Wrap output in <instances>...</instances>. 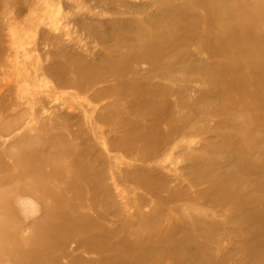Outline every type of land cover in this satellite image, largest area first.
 Masks as SVG:
<instances>
[{
    "label": "bare ground",
    "instance_id": "bare-ground-1",
    "mask_svg": "<svg viewBox=\"0 0 264 264\" xmlns=\"http://www.w3.org/2000/svg\"><path fill=\"white\" fill-rule=\"evenodd\" d=\"M184 1L155 0L156 9L146 19L148 30L131 21L114 22L102 35L117 48L112 58L89 61L59 44L62 39L57 42V37H51L56 47L47 52L48 63L41 68L44 76L57 88L85 93L94 102L106 95L114 97L109 103L86 108L82 118L73 107L65 106L69 95L50 98V94H39L33 107L26 104L19 118H27L34 110L28 118L39 125L38 133L28 138L42 139L52 154L24 147L12 156L18 168L10 171L3 162L6 153L0 150V170L7 172L0 175V189L4 191L14 180L36 177L29 189L19 187L18 192L20 197H32L43 210L39 220H18L12 199L6 200L8 196L2 194L0 264L7 260L13 264H249L248 257L255 264L264 262L263 175L251 181L254 187L248 195L240 193L239 186L229 187V173L204 169L207 161L199 158L195 147H188L184 154V172L173 169L165 174L160 167L149 165L163 151L183 149L174 139L197 130H187L185 125L196 115L209 117L215 112L213 106L211 110L199 104L222 91L243 89L239 73L246 68L257 84L255 92L245 97V103L252 104L230 102L222 108H229L227 113L233 118L241 117L243 111L264 114V0ZM33 5V0H0V14L12 8L17 17ZM2 32L0 25V76L9 73L11 79L13 70L7 71L11 60L8 55L3 58L10 46L3 45ZM234 50L238 54L231 56ZM229 73L231 77H227ZM31 75L35 77L36 72ZM258 76L263 77L259 78L262 83ZM108 81L110 87L98 86ZM191 84L206 89L197 90L192 98ZM20 85L0 93V107L6 110L11 94L13 106L18 107ZM256 95L261 101H255ZM36 104L40 106L34 109ZM44 109L50 112L41 117L39 110ZM180 109H188L190 114L178 116ZM90 119L113 124L122 133L110 142L106 161L89 151L85 128ZM162 124L167 126L164 132ZM260 126L264 129L263 122ZM238 129L247 138L253 135L250 126L238 125ZM91 133L96 132L91 128ZM256 147L257 143H249L247 155ZM109 153H120L128 162L118 166ZM261 153L264 144L259 148L261 164H246V173L262 166ZM204 183L207 186L195 191ZM116 185H132L149 202L134 193L132 198L142 202L133 210L120 209L117 198H123ZM199 198L204 202L197 203L217 209L214 212L221 219L190 206ZM180 201H188L186 209L194 211L174 216L183 207L182 203V207L176 205ZM143 207L150 211L142 213Z\"/></svg>",
    "mask_w": 264,
    "mask_h": 264
},
{
    "label": "rangeland",
    "instance_id": "rangeland-1",
    "mask_svg": "<svg viewBox=\"0 0 264 264\" xmlns=\"http://www.w3.org/2000/svg\"><path fill=\"white\" fill-rule=\"evenodd\" d=\"M33 2L34 5L30 11L17 17L11 11L13 10L12 8H9V10L6 9L5 13L0 14V25L1 30L3 31V45L10 46L9 49L7 48L5 50L3 58L8 55L9 60H11V65L8 67L7 71L9 72L13 70L14 72L11 79L9 73L8 75L6 73L0 76V93L4 95L3 93H6L8 88H10L9 86L21 84L23 87L22 92L17 91L20 99L17 108L13 106L14 95L12 94L9 96L10 101L7 103L8 107L6 110L0 107V150L6 153L3 157V162L10 169V171H16L18 168L12 160V156L19 154L24 147L26 149L36 151V153L39 151H45V154L47 155L49 153L52 154V148L50 145H42V139L37 140L28 138L30 136H35L38 133V122L29 121V118H31L32 115L31 113L34 110L29 112L27 118L25 116H23V118H19V116L23 114L26 104L33 107L32 103L34 102V98L38 97L39 94H50V98H60L69 95V98L64 102L65 106L70 105L73 107L74 113L81 118L86 108L92 109L101 104H106L114 97L106 95L99 101L94 102L89 97L87 98L85 93H79L73 89L57 88L51 78L44 76V74L41 73V68L46 67V64L48 63L47 52L49 53L50 51H54L52 49H55L56 47V43L51 44V42L54 41L51 37H57V42L62 39L63 43L66 42L65 45H63L62 40L58 42L59 44L63 47L67 46V49H72L78 54H82L89 61H93L94 59L101 57L112 58L117 55V48L114 46L112 41L102 39V35L111 30L110 27H112L114 22L130 23L131 21V23L135 22L137 28L148 30L149 28L148 25H146V19L151 17L156 9L155 0H116L114 2L109 0H33ZM178 2L182 3L185 1L177 0L176 3ZM81 26L83 29H81ZM92 30L94 31L92 32ZM98 32H101V34ZM54 45L55 47H53ZM191 49L195 52L193 47ZM13 51L14 54H12ZM235 53L238 54L234 50L231 53V56L235 55ZM139 66L146 68L145 65L142 64ZM34 71L36 72V76H29V73L32 74ZM250 73V70L247 68L239 73V77L243 78L242 81H239L243 89L222 91L220 95L211 98L209 101L200 103L199 105L201 107L211 110L213 109V106L215 112H213L209 117L202 116L201 114V116L196 115L192 118V120H190L184 128L190 130L192 127H195L197 129L196 132L185 136H179L173 141V143H177L184 148H171L173 151L171 149L163 151V154H159L157 158L150 161L149 165L160 167L163 169L162 173H165V171H172L173 169L176 172L179 170V173L184 172L187 170L184 168V154L188 150V147H195L197 149L196 154L199 158L207 161L204 169H210L214 174H221V171L229 173L231 175V182L229 181L230 183H228L229 187L232 188L239 186L238 191L248 195L254 187L251 181L253 179L255 180L258 175L264 176V163H262V166L259 168L254 167L256 171L253 173L248 174L245 172L246 164H261L259 148L260 145L262 148L264 144V129L260 126V124L262 122L264 123V114L261 113V110L249 113L243 111L242 113L244 114L241 117L233 118V115L231 116L227 113L229 108H222V105L229 104L230 102H233L234 104L238 102V104L240 103L244 106L252 104V102H248L247 104L245 103V97H250V93L255 92V79ZM231 74L232 73H229L227 77H231ZM29 78H31V80ZM259 78L262 79L263 77L258 76L257 81L260 80ZM8 83L11 85H8ZM259 83H262V81H259ZM98 86L110 87L111 82L108 81ZM191 86H194L195 91V93L191 94L192 98L197 96V90L204 91L203 88H205V86L202 85H199L200 87H198V85L191 84ZM2 88L6 90L3 92ZM254 99L256 102L261 101L260 95H256V98L254 97ZM52 104L53 102H51L48 107L51 108L53 106ZM39 106V104L34 105V109ZM67 109L70 110V108ZM235 109L240 111L242 110L240 107H236ZM49 112L50 110L47 111V109L39 110L41 117L42 115H47ZM185 113L190 114L188 109H180L177 112V115L180 116ZM87 116H89L88 113ZM90 120L87 121L85 128L88 133V144L90 143L89 151L94 153V155L101 154L103 160L106 161V156H108L107 149L110 142L114 138L119 139V137L122 136V133L120 130L115 131L116 126L113 124L105 125L95 121L94 119ZM238 125L250 126L253 130L251 138H247L244 135L245 133L238 129ZM91 128L94 132H96L95 134L91 133ZM166 129L167 126L162 124L160 130L164 132ZM39 134L42 135L43 133L41 132ZM25 136L27 138H25ZM249 143H257V147L252 153L248 151L247 155L246 149ZM181 153L182 155H180ZM109 155L114 156L111 161L117 162L118 166L122 162H128V159L120 153H109ZM263 155L264 153H261L262 157ZM1 174L7 175V172L2 173L0 170V175ZM34 178L36 177H26L18 180L17 182L14 180L7 185L4 191H1L0 189V204L3 201L1 200V196L5 192L6 196H8L6 200H10L11 198L14 210L18 212L17 219L25 221L26 223L32 220H39L40 214L43 210L32 197H20L21 195H19L18 192L19 187L29 189L31 184L34 182ZM215 181L216 178H214L213 182H209L210 185L214 184ZM207 184L208 183H204L202 186L194 189L195 191L201 190L200 188L207 186ZM262 184L264 185V182ZM185 188H187L186 185ZM116 190L123 198L121 200L120 198H117V200L119 199V208L123 210H133L135 204L142 202L140 200L137 202L132 198L134 193L142 196L145 200L148 199V196L146 197L144 192L136 189L132 185H116ZM239 192L238 194H240ZM263 198L264 197L262 196L260 199ZM125 202H128V206L126 207ZM147 202L149 201L147 200ZM185 202L188 201H180L176 204L181 207L183 204L182 208L184 209L180 208L181 211L174 213V216L186 213L188 214V211H194L192 209H186L187 203ZM197 202L203 203L204 201L199 198L198 200H194L192 204L190 203V206H194L196 207V210L200 209L206 214L207 212L209 214H213V216L218 220L221 219L219 216L216 217V213L214 211L217 209H209L207 205H204L203 207ZM143 209L142 213L150 211L148 207H143ZM2 218L3 215L0 214V220L4 221ZM248 259L250 260L249 264H255L253 260H251L252 257H248ZM1 264L13 263L7 260ZM256 264H264V262H256Z\"/></svg>",
    "mask_w": 264,
    "mask_h": 264
}]
</instances>
